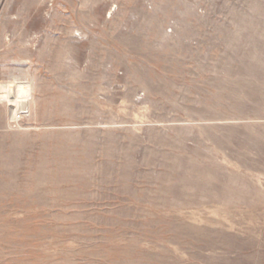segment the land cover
<instances>
[{"label": "rangeland", "instance_id": "1", "mask_svg": "<svg viewBox=\"0 0 264 264\" xmlns=\"http://www.w3.org/2000/svg\"><path fill=\"white\" fill-rule=\"evenodd\" d=\"M0 264H264V0H0Z\"/></svg>", "mask_w": 264, "mask_h": 264}]
</instances>
